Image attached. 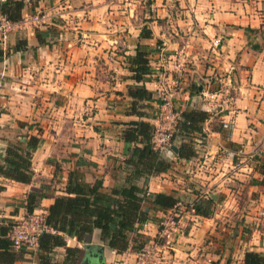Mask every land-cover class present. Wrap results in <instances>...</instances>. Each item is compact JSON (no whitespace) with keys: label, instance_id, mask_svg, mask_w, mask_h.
<instances>
[{"label":"crops","instance_id":"obj_1","mask_svg":"<svg viewBox=\"0 0 264 264\" xmlns=\"http://www.w3.org/2000/svg\"><path fill=\"white\" fill-rule=\"evenodd\" d=\"M36 14L43 16L37 23L31 21ZM12 23L0 45V155L18 142L29 152L31 175L27 183L0 176L1 224L27 213L30 193L32 210L44 216L72 169L85 182L99 179L104 191L125 184L123 159L131 145L120 131L132 120L153 126L155 79L170 67L160 55L181 50L185 64L174 103L180 111L193 107L209 115L191 135L193 157L177 159L173 142L175 149L159 151L170 167L136 179L147 193L177 200L161 211L146 196L141 209L148 219L137 231L153 238L158 222L176 213L159 264H240L245 251L264 255V186L257 183V168H264V0H23L20 20ZM143 30L150 37L140 36ZM138 45L149 72L140 82L129 70ZM218 82L231 95L217 97L215 105L202 94ZM140 85L151 98L136 116L128 112L126 88ZM29 136L37 138L35 145L26 144ZM257 149L263 150L258 157L243 160ZM207 186L215 192L198 196L212 199L210 215L190 213L186 200L196 195L194 188ZM64 241L49 252L50 262L61 264L64 247H77L69 259L78 264L85 245L102 248L103 264L134 261L130 246L114 252L97 228L82 241ZM10 251V264H40L37 248Z\"/></svg>","mask_w":264,"mask_h":264},{"label":"trees","instance_id":"obj_2","mask_svg":"<svg viewBox=\"0 0 264 264\" xmlns=\"http://www.w3.org/2000/svg\"><path fill=\"white\" fill-rule=\"evenodd\" d=\"M22 6L23 0H3L0 2V15L10 22H16L20 20ZM140 36L150 37V33L143 30ZM129 70L136 82L144 81L145 76L149 74L146 52L142 45L137 46L134 57L129 60ZM126 95L131 99L128 112L142 116V102L151 98V92L143 85L129 86L126 88ZM208 115V112L193 107L180 111V118L170 138V143L176 142L177 159H189L195 155L191 135L200 130ZM152 131V125L142 120L128 121L126 127L120 131L122 141L131 146L123 159L127 168L125 184L119 187L104 191L99 179L88 183L82 179L78 170L72 169L68 172L63 194L56 195L45 209L43 221L49 230L42 232L37 239L36 248L40 264H55L49 261L48 254L52 248L65 245V236L82 241L94 228L100 231L101 239L116 253L126 250L129 246L135 252L150 239L136 228L137 224L148 219V214L141 209L143 200L148 196L152 208L161 211L173 208L177 201L171 194L147 193L135 183L139 176L157 174L170 167L169 161L153 148L150 142ZM36 143L37 138L29 136L26 144L33 146ZM29 166L28 150L18 142L8 143L0 159V176L27 183L31 175ZM257 170L261 176L257 183L264 186V168L260 165ZM34 199L35 195L32 193L27 196V213L32 211L31 203ZM211 203L210 197L192 202L193 213L208 216ZM14 223L15 221L0 223V260L4 264H7V259L10 264L14 257L10 251L8 237ZM64 252L66 255L61 264H74V257L69 259V256L75 254L76 258L78 248L64 247ZM240 264H264V255L256 251H245Z\"/></svg>","mask_w":264,"mask_h":264},{"label":"built area","instance_id":"obj_3","mask_svg":"<svg viewBox=\"0 0 264 264\" xmlns=\"http://www.w3.org/2000/svg\"><path fill=\"white\" fill-rule=\"evenodd\" d=\"M42 15H34L31 21L36 23L40 21ZM13 23L0 16V45L4 46L7 40V34L12 29ZM217 39L213 44L216 45ZM185 54L181 50H176L168 53L166 57L161 54L160 60L168 62L169 69L165 68L159 71L155 79L156 95L159 98L158 104L154 111V123L151 136V144L154 149L163 151L170 148V138L173 133L175 124L180 118V110L177 109L174 98L178 93L180 80L182 78V71L185 64ZM166 72V73H165ZM224 90L216 89L214 91H206L202 96L208 101L213 102L217 97L221 96ZM216 105V104H215ZM217 107V106H215ZM225 127V123H223ZM263 152L262 149H257L254 153H250L246 159L251 160L258 157ZM235 153H229V157H233ZM240 161L234 165L237 166ZM234 166V167H235ZM175 204L174 207H176ZM189 212L193 213L191 204L189 205ZM176 213L172 211L170 214L164 216L158 222V232L153 238L145 241L142 246L134 252V261L132 264H159L162 257L163 236L167 226L174 228ZM48 226L43 221V214L37 211H31L20 217L8 232L10 246L13 249H35L37 247L38 236L48 231Z\"/></svg>","mask_w":264,"mask_h":264},{"label":"water","instance_id":"obj_4","mask_svg":"<svg viewBox=\"0 0 264 264\" xmlns=\"http://www.w3.org/2000/svg\"><path fill=\"white\" fill-rule=\"evenodd\" d=\"M170 147L175 149L172 145ZM78 264H103L102 248L98 247L92 251L90 245H85L83 256Z\"/></svg>","mask_w":264,"mask_h":264},{"label":"rangeland","instance_id":"obj_5","mask_svg":"<svg viewBox=\"0 0 264 264\" xmlns=\"http://www.w3.org/2000/svg\"><path fill=\"white\" fill-rule=\"evenodd\" d=\"M212 81H214V82H217V80H213L212 78H211V80L209 79V82L210 83H212ZM227 85H229V84H227ZM219 86H221V84H219V82L217 83V86L214 88V89H219L220 87ZM221 88H222V86H221ZM213 89V90H214ZM233 91V90H232ZM223 95H231V90H225L224 92H222V95L220 96V98H218L219 100L223 97ZM216 102H217V99L216 100H214L213 101V104H216ZM201 187V186H200ZM228 187H230V188H234L233 186H232V184L231 185H229ZM201 189H202V187H201ZM207 191L209 194H211V191H213V193L215 192V189H213V187H206L205 189H203V190H200L199 188H194V190L193 191H195L194 192V194H196L195 196H190V198H188V200H186V201H189V203L191 204L192 202H197L198 200H200V197L198 196V194H200V192H202V191ZM217 191V190H216ZM201 195H204L205 197H209V196H207L205 193H203V194H201ZM194 199H196V201L194 200ZM219 200V199H218ZM244 200H246V199H244ZM182 201H184V200H182ZM220 201V200H219ZM246 202H248V201H246ZM188 203V204H189ZM187 204V208L186 209H189V205ZM214 206V208H216L215 207V205H213ZM214 208H213V210H214ZM208 215H210V210H209V214ZM162 250V249H161ZM163 251V250H162Z\"/></svg>","mask_w":264,"mask_h":264}]
</instances>
